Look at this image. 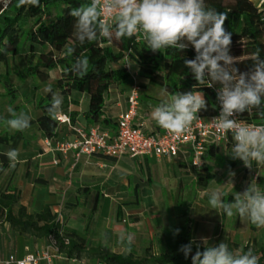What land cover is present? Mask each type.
Segmentation results:
<instances>
[{"label":"trees","instance_id":"1","mask_svg":"<svg viewBox=\"0 0 264 264\" xmlns=\"http://www.w3.org/2000/svg\"><path fill=\"white\" fill-rule=\"evenodd\" d=\"M0 0V63L8 58L20 54L24 50L21 72L17 78L26 82L35 78L40 82H47L50 73L59 70V78L51 87L52 92L58 94L66 102L70 94L84 95L88 99L85 120L88 124L111 125V120L104 115V106L109 90L115 86L125 84L129 74H136L138 80L149 85H155L166 90L169 95L192 90L202 91L207 102V110H202V116L214 115L219 107L215 91L219 87L209 88L198 86L191 71L185 66V59L195 56L194 49L189 47L180 52L175 49H162L152 52L147 48L144 39L136 42L132 38L115 39L110 42L80 44L75 37V19L68 15L69 7H79L88 3L86 0H40V6H19V0H9L3 8ZM208 7L215 8L226 15L225 28L232 33L230 54L235 57V66L241 72L250 69L253 53L260 49V56L264 59V2L259 8L251 0H205ZM68 47L75 49L72 55H67ZM86 56L89 60L87 74L80 76L71 71L77 58ZM127 62V64H126ZM0 85L5 94L13 101L17 90L8 73H0ZM141 92L146 85H140ZM143 100L152 101L156 106L161 99L153 98L145 93ZM52 102V93L40 97L36 108L41 116L30 124H37L38 129L48 139L57 134L58 122L49 118L47 111ZM77 106V102L73 103ZM61 111L67 112L61 105ZM259 109H251L238 115L248 123L264 124L259 115ZM70 123L74 124L78 116L77 111L68 113ZM22 139V132L17 131L10 138H0V143L8 144L15 149ZM218 146L211 145L209 150ZM207 148V149H208ZM0 175L6 170L9 160L2 155ZM235 160H233V164ZM215 179L209 168H202L196 172V184L205 190ZM226 202L230 196L224 197ZM178 215L183 219L172 230L163 232V248L154 252L150 247L143 249L141 255L130 253L111 252L104 246L90 247L85 240L76 233L64 227L63 220H57L48 207L39 212L29 213L27 208L20 204L19 192L7 187L0 192V226L6 225L14 237L33 238L49 244L52 240L58 255L71 260H87L98 264H192L191 256L187 259L179 251L181 245L194 240L191 230L192 221L186 210L182 209ZM176 229L179 234L174 235ZM209 244H218L217 239L209 240ZM233 251L252 248L259 258V264H264V245L252 241L241 244L238 241H227ZM203 250V243L196 242ZM195 245H193V254Z\"/></svg>","mask_w":264,"mask_h":264},{"label":"clouds","instance_id":"2","mask_svg":"<svg viewBox=\"0 0 264 264\" xmlns=\"http://www.w3.org/2000/svg\"><path fill=\"white\" fill-rule=\"evenodd\" d=\"M23 5L39 7L40 0H19V6ZM68 15L75 19V37L80 44L110 42L113 38L119 40L140 34L152 52L168 48L180 52L189 47L194 49V58L185 59L184 64L198 86H219L216 99L220 112L212 122L218 133H231L233 143L229 156L242 161L249 169L253 162L264 166V124H247L236 119L251 109H259L264 119V59L257 49L249 70L241 72L235 66V57L230 54L232 33L225 28L227 17L224 13L208 7L205 0H89L79 7H69ZM74 51L73 47H68L66 54L72 55ZM88 67L89 60L84 56L75 60L71 71L83 76ZM46 91L52 93L47 109L49 118L56 121L61 114L63 98L52 92L51 87ZM202 110H207L202 91L178 92L166 95L152 110L151 119L166 132L179 135L190 129ZM8 112L12 118L6 124L11 130L22 132L30 127L29 115L17 114L11 107ZM5 155L9 166L14 168L18 151L11 149ZM225 195L219 188L212 190L209 207L222 210L228 217L235 214L247 218L257 229L264 228V190L256 183L251 181L231 202L224 200ZM179 232L180 229H176L174 235ZM119 240L122 244L126 242L125 250L130 252L133 234L121 232ZM202 241L203 250L191 240L181 245L179 251L186 259L191 256L192 264H259L252 248L233 251L225 241L218 244H209L207 238Z\"/></svg>","mask_w":264,"mask_h":264},{"label":"crops","instance_id":"3","mask_svg":"<svg viewBox=\"0 0 264 264\" xmlns=\"http://www.w3.org/2000/svg\"><path fill=\"white\" fill-rule=\"evenodd\" d=\"M251 2L255 7L259 8L264 0H261L258 4L253 1ZM59 74L60 71L58 69L52 71L50 73V80H53V83H55L59 78ZM131 82L132 80H130L128 85H118L109 90L104 106L105 117L112 121L109 126L103 127L102 124L87 123L85 112L88 107V99L84 95L70 94L66 102L63 100V107H66L67 112L61 111L60 115L69 118V112L77 111L78 116L74 124L70 123L71 127L88 128L92 125H99L110 136H114L117 120L127 109V97ZM143 84L146 85L147 90L149 84L146 82ZM15 89L17 90V88ZM25 89L29 95L31 85L28 81L25 83ZM146 90L141 92L135 124L142 126L147 132H153L158 127L156 122L151 119V112L155 105L152 101L142 99ZM2 92H4L3 88L0 89V96L3 94ZM31 96L32 104L28 106L31 107L30 110L33 108L37 109L36 102L38 98L36 99L33 94ZM74 101L78 103L77 106L73 104ZM27 115L29 114L27 113ZM38 117L31 118V121H35ZM3 120L4 117L0 115V123L3 124ZM71 127L67 124L58 123L57 134L52 139L46 138L38 129L37 124H30L28 129L31 131L27 135L24 134L25 131H22V139L15 148L19 153L18 162L14 168L8 164L6 170L0 175V192L7 187L16 189L20 194V204L25 206L29 213L39 212L44 207H48L53 214L60 212L65 229L76 233L90 247L104 246L115 253H134L138 245L147 248L153 239V235L156 233L151 226L163 224V219H161V215H149L147 217L145 212L146 207L141 205V203L147 202V210H149L152 203L160 201L157 199V191L154 187L151 188L152 182H157L159 178L160 180L164 179L167 181L171 176L173 179H176L177 192L180 191L179 187L182 184V179L180 178L179 171L182 168H186L184 169L185 172L189 171L187 168H197L193 165L191 150L184 147L175 158H157L155 156L131 158L125 155L118 159L100 154L88 157L82 156L79 159H75L73 153H68L64 156L50 151L46 146L47 140H51L52 144L71 140L74 137ZM16 132L9 134L6 131H1L0 138H10ZM25 138H27V141L29 139L32 140V138L39 140L37 143L34 140L32 142L30 140L25 145L23 144ZM223 146L229 147L231 150V145ZM218 148L220 147L218 146L211 150L209 148L206 149L201 164L207 162ZM11 149V142L8 144L0 143V158ZM168 158L172 160H168ZM190 159L191 165L187 163ZM231 160V164H233L234 159ZM238 162L242 165L244 171L248 173L249 168L245 167L242 161L235 159L234 163ZM175 163L178 164V169H175ZM256 166L258 165L253 162L251 169ZM259 170L261 174H264V166H259ZM152 176H156L157 180H153ZM260 177L255 180L258 185L259 183H264V180L259 179ZM233 199L231 197L229 202ZM179 205V201H177L176 206ZM187 215L192 221L191 230L193 239L201 243L203 242L202 238H207L208 241L211 240V235L214 234L216 226L214 220L207 217L208 221H203L201 216H191L190 213H187ZM182 220L179 215L175 216L174 227L181 223ZM234 226V223H231L230 227H225L226 230H230L232 233H230L232 238L228 241L235 239V237L233 238V233L235 232ZM167 230L170 229L163 228L162 232L158 235L157 242H160L159 244L163 242V232ZM121 232L130 233L134 236L130 252L125 250L126 242L122 244L119 240ZM237 232H241L243 236L236 238L234 241L244 244L256 241L264 245V237H262L264 235V228L257 229L247 218L242 219L239 217ZM215 237H218V235ZM16 238L19 245L15 253L17 258H23L29 253L41 251L45 246V242L29 238L26 246L21 248L24 238ZM8 255L14 254L0 253V260L6 258ZM91 263L87 260L66 259L54 253L53 264ZM38 264L46 263L40 261Z\"/></svg>","mask_w":264,"mask_h":264},{"label":"rangeland","instance_id":"4","mask_svg":"<svg viewBox=\"0 0 264 264\" xmlns=\"http://www.w3.org/2000/svg\"><path fill=\"white\" fill-rule=\"evenodd\" d=\"M251 1L258 4L261 0ZM23 53L24 50L21 48L20 54L18 56L8 58L6 61L0 63V73L10 74L14 86L15 88H17L16 98L13 101L5 94V92H2L3 94L0 96V115L4 117V123H0V132L6 131L9 134H14L15 132L14 130H11L6 124V121L12 118L11 114L8 112L9 107H11L17 114L23 112L26 114L28 113L29 116L33 119L38 117L41 114L40 111L34 108L30 110L31 107L28 106L32 104L31 95L33 94L36 99L44 97L47 94L46 89L52 87L54 84L53 80L50 79L47 82H40L35 78H30L27 80L31 85L30 93L28 95L25 89V83L27 81L23 83L17 78V73L21 72L22 69ZM130 78L131 76L129 75V80L122 85H128L131 80ZM137 82L140 85H143V83H145L142 80H137ZM1 88H3L2 85H0V89ZM55 93L58 92L55 91ZM145 94L161 100H164L166 98V95H169L168 93H165L164 90L155 85H149ZM24 131V134L27 135L31 130L27 128ZM30 140L31 139H29L28 141ZM32 140L37 143L39 139L32 138ZM28 141L27 138H25L23 144L27 145L26 143ZM219 147L220 148L216 150L214 155L209 160H207V162L201 164L200 166H197V168H187L189 170L188 172L184 171V169L186 168H182L181 171H179L180 174L177 172V174H179L180 178L182 179V184L179 187V192H177L176 179H173L171 176L167 181L164 179L160 180L159 178L157 182H152L151 188L154 187V189L157 191V199L160 201L152 203L149 210H147V202H143L141 203V205H144L146 207L145 212L147 217H149V215H161V219H163V224H154V226H151V228L156 233L154 234L155 236L153 235V239L149 243L148 247H150L154 252H160L163 248V245L159 244L160 242H157L158 235L162 232L163 228H167L170 230L174 228L175 216H177L179 211L182 209H186L187 213H190L191 216H201L203 221H208L207 217H210L211 220H214L216 226L214 228V234L212 233L213 235H211V240L217 239L220 242H227L230 238H232V236H230L232 234L230 230H226V228L230 227L231 223H234V231L236 232L233 233V238L235 237L233 241L236 240V238L243 236L241 232H237L239 216L234 214L232 217H228L223 214L222 210L216 211L214 209H211L208 205L209 194L212 190L219 188L221 191L226 193L224 197L230 196L234 198L236 193H242L246 189L248 184L251 183V181L257 184V182L253 178L255 173L258 175V177L261 176L259 178L260 180H264V176H262L264 174H261L259 168L257 167L249 169L248 173H246L239 162L234 165L231 164L232 158L229 156V154L231 153L229 147H225L223 145H220ZM168 160L172 159L168 158ZM187 163L191 165V159ZM177 167L178 164L175 163V169ZM202 168H209L211 173L215 175V180L205 190L195 184L196 172ZM231 173H234V175H231ZM152 178L153 180H157L156 176H152ZM229 181H231L233 185L226 184ZM160 183H162L163 185ZM258 186L261 190H264V183H259ZM161 200H163V202H161ZM177 201H179V206H176ZM216 235H218V237H215ZM262 237H264V235H262ZM28 239L29 238L23 239L24 241L21 248H24L26 246ZM18 246L19 245L17 242V238L12 236L11 232L8 230V227L6 225L0 226V253L6 252V254L11 253L15 255ZM143 249H145V247H140V245H138L134 253L136 255H141ZM91 264L96 263L92 262Z\"/></svg>","mask_w":264,"mask_h":264},{"label":"built area","instance_id":"5","mask_svg":"<svg viewBox=\"0 0 264 264\" xmlns=\"http://www.w3.org/2000/svg\"><path fill=\"white\" fill-rule=\"evenodd\" d=\"M86 1L89 2V0ZM8 2L9 0L2 1L3 8H6ZM142 39V35H136V42ZM129 75L132 82L127 97V109L117 120L114 136H110L99 125H92L88 128L71 127L69 118L60 115L57 122L70 126L74 137L71 140L55 142L54 144H52L51 140H47V148L64 156L68 153H73L75 159L94 154L118 159L125 155L131 158L146 156L175 158L182 148L187 147L192 152L193 165L197 167L201 165L202 157L209 146L232 145L231 133H218L212 122V119L219 115L220 105L217 112L212 116L198 114L200 118L193 122L188 131L179 135L170 134L159 126L157 130L147 132L142 126L135 124L139 110L141 87L137 82L136 74L130 73ZM236 119L242 120L239 116ZM242 121L245 122L244 120ZM256 167L259 168V166ZM253 178L257 180L258 175L255 173ZM56 216L57 220L62 221L60 212L56 213ZM56 251L55 244L51 240L41 251L29 253L23 258L8 255L0 260V264H38L40 261H44L46 264H53L54 253L57 254Z\"/></svg>","mask_w":264,"mask_h":264}]
</instances>
